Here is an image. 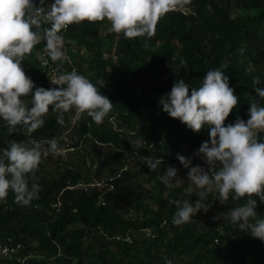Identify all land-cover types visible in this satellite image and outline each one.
Wrapping results in <instances>:
<instances>
[{"label": "trees", "instance_id": "trees-1", "mask_svg": "<svg viewBox=\"0 0 264 264\" xmlns=\"http://www.w3.org/2000/svg\"><path fill=\"white\" fill-rule=\"evenodd\" d=\"M191 2L194 5L191 13L170 11L162 16L151 38L129 39L123 33L111 31L107 36L110 44L105 50L101 48L99 27L107 19L83 21L63 31L66 39L79 43L92 55L86 62L78 51L70 49L71 44H67L78 73L93 83L102 80L104 85L98 87L114 105L100 124L82 115L72 130L71 145L77 148L87 139L113 150L103 155L94 177L73 168L44 177L38 175V168L35 177L29 176L30 185L33 180L40 185L39 198L31 202L34 208L29 213L19 209L11 191L6 200L0 201V237L10 236L26 244L23 256L32 252L47 253L45 259L30 257L24 264H165V259L183 264V255L191 257L185 264H264V241L253 237L250 231H241L230 221L222 225V235L197 215L189 223L175 225L172 222L175 205L169 201L179 199L183 189L171 191L164 198L166 186L158 178L168 166L181 163L178 154L187 157L196 153L202 142L209 140V135L206 128L194 132L179 119L170 117L160 104L154 107L150 101L153 95L163 96L170 92L178 79L199 87L207 71L221 69L229 77V86L240 97L226 124L234 123L238 117L246 121L250 115L249 102L253 99L264 105V99L258 97L254 89L264 87V11L246 19L232 18L230 0ZM238 2L246 9L263 5L259 0ZM36 3L39 6V0ZM51 3L52 0H46L45 6ZM145 40L148 47L144 46ZM44 48L42 40L26 56L23 67L37 87L52 88L35 57V51ZM105 52L114 53L117 62L104 58ZM84 64L95 72L84 70ZM249 65L253 71H246ZM139 72L142 75L138 86H126L125 79ZM255 77L260 78V84L254 83ZM25 100L30 104V98ZM73 115L74 110L65 113L64 123L60 124L58 113L50 107L45 125L31 135L20 126L10 134L6 122L0 120V149L8 147L12 140L34 139L46 144L57 137L59 130L69 128ZM111 118L119 119L118 127L112 124ZM137 130L145 135V144L138 147L134 146L136 134H132ZM259 139L264 140V132H260ZM142 155L152 156L161 163L155 170L147 165L140 170L155 181L158 194L153 198L158 208L144 220H138L125 217L122 208L140 202L139 195L132 197L138 187L139 173L123 169L125 162ZM117 162L120 172L110 170L109 179L102 180V171ZM82 181L87 187L76 188ZM254 198L258 204L257 218H264V202L259 197ZM246 199L230 197L224 205L234 208ZM59 201L58 211L52 206ZM76 225L83 228L73 229ZM147 229H151L153 238L142 239L138 233ZM201 230L205 233L199 234ZM94 232L113 239L118 252L111 247L100 248ZM2 264L19 263L6 260Z\"/></svg>", "mask_w": 264, "mask_h": 264}, {"label": "clouds", "instance_id": "clouds-1", "mask_svg": "<svg viewBox=\"0 0 264 264\" xmlns=\"http://www.w3.org/2000/svg\"><path fill=\"white\" fill-rule=\"evenodd\" d=\"M189 0H0V120L6 122L11 134L17 126L31 135L46 123L51 109L58 113V122L64 123L65 113L74 110L75 124L86 114L96 123L104 121L113 109V101L98 85L73 68L59 72L50 78L59 87H37L26 75L23 62L36 45L45 41L44 51L52 61L70 62L62 34L69 25L83 21L96 22L107 19L111 31L126 38L148 37L156 33L158 20L170 11L183 10ZM145 47L148 41L145 40ZM246 71H253L249 65ZM255 84L260 78L255 77ZM255 94L264 99V87H255ZM25 98H30V104ZM240 97L229 86V77L221 69L207 71L199 87H192L184 79H178L170 92L161 96L162 111L179 119L189 129L200 132L208 129L209 140L196 150L206 167L193 165L192 158L178 154L177 159L186 168L189 182L196 187L199 197L195 203L189 199H172L175 205L172 222L179 226L191 222L201 210L207 212L210 193L225 204L247 198L246 202L232 208L227 218L241 231H250L253 237L264 241V218H257V199L264 202V140L258 133L264 132V105L253 99L249 118H237L234 123H225ZM140 141H136L138 147ZM12 140L8 147L0 149V201L14 193L15 202L28 206L39 198L40 185L35 177L43 158L49 154L65 155L66 149L56 138L46 142ZM140 160L151 170L161 161L142 155ZM178 169L168 166L158 178L168 187H175ZM224 219L223 213L213 217ZM165 264H174L165 259Z\"/></svg>", "mask_w": 264, "mask_h": 264}, {"label": "rangeland", "instance_id": "rangeland-1", "mask_svg": "<svg viewBox=\"0 0 264 264\" xmlns=\"http://www.w3.org/2000/svg\"><path fill=\"white\" fill-rule=\"evenodd\" d=\"M231 1V15L232 18H248L253 17L256 15H259L264 11V0H259L263 2V5L259 8L255 9H246L242 8L240 6L241 3L238 2V0H230ZM181 11V10H176ZM194 11V5L192 4L191 0H189V4L181 11L183 13H191ZM111 33V23L110 21H106L105 24L99 27V36L102 39L101 45L102 49L105 50L109 46V40L107 39V36ZM64 35V33H62ZM65 38V37H64ZM66 44H71V50H75L79 52V55L83 56L85 61H90L92 58L91 53L85 48L79 45L77 42L69 41L65 38ZM66 50V49H65ZM44 55H47V53L44 51V49H40L35 51V57L40 60L41 57ZM104 58L106 59H112L113 63L117 62V56L114 55V53L105 52ZM80 61V60H79ZM27 67V66H26ZM29 67V65H28ZM41 67V65H40ZM84 70H88V72L93 73L95 72V69L92 67H89V65L84 64ZM142 73L139 72L136 76H132L130 78L125 79L126 86L133 88L138 86L139 79L141 77ZM162 95H153L150 98L151 103L154 107L159 105V100ZM112 124L118 127V118H111ZM140 121V119H139ZM76 124V123H75ZM72 122L69 124V128H63L59 130L58 135L56 139L58 140V143L66 149L65 155H52L49 154L46 158H43L41 161V164L39 166V176L44 177H52L56 175L57 172L63 171L66 168H73L80 170L84 174H87L91 177H94L96 174V166L103 160V155L107 152H110L113 150L108 145H103L101 143L84 139L80 142V145L77 148H73L71 145V133L75 126ZM134 135L133 139L136 141H140V145H144L145 135L140 131L137 130V133ZM258 133V138H259ZM44 144V143H43ZM44 146H47L44 144ZM187 157L192 158L193 165L200 164L201 166H205L204 161L201 156L196 155V153H192ZM120 163H114L110 165L107 169H104L101 174V179L104 181H107L110 177V170H112L114 173L120 172ZM146 166L145 163H143L140 160V156H136L135 158L128 160L125 162V168L123 170H131L132 172H138V180H137V188L132 197H135L136 195L140 196V202H133L132 206H126L124 205L122 208V212L125 217L138 219V220H144L148 216H150V213L154 210H157L158 205L156 203V200L153 198V196L158 194V190L155 187V181L151 179L147 174L140 173V170ZM175 166L178 169L177 174V180L175 183V187H168L166 186V189L164 191V198L168 196V194L171 191L183 189V193L180 196L179 199H189L191 202L195 203L199 197L195 193L196 187L195 185L191 184L189 182V178L187 176V169L183 167V165L175 164L170 165ZM206 167V166H205ZM167 170V169H166ZM102 184V183H101ZM101 184H98L100 186ZM87 184L85 181H82L79 185L76 186L78 189L86 188ZM132 192H130L132 194ZM131 198V195H130ZM129 201V199H128ZM207 202L210 205V208L207 212L201 210L199 213H197V216L200 220H203L206 222L209 227L217 230V233L223 234L222 225L228 221H230L227 218L228 212L232 209V207L225 206L224 204H221L218 199H216L215 193H210ZM19 209H21L24 213H29L33 210L34 206L28 205V206H22L19 204ZM223 213L224 219L220 220H214L213 217L216 215H219ZM74 228L82 229V225H76ZM205 231L201 230L199 231V234H204ZM97 238H99V247L100 248H107L111 247L112 250L118 252V247L114 244L113 239H110L106 236L100 237L101 233H95ZM140 237L143 238H153L152 237V231L151 229H147L144 231H141L138 233ZM129 241V238L127 239ZM26 245V244H25ZM31 257L38 258V259H45L47 257V253H38V252H32ZM183 264L185 262H189L191 260L190 256H182L181 257Z\"/></svg>", "mask_w": 264, "mask_h": 264}, {"label": "built area", "instance_id": "built-area-1", "mask_svg": "<svg viewBox=\"0 0 264 264\" xmlns=\"http://www.w3.org/2000/svg\"><path fill=\"white\" fill-rule=\"evenodd\" d=\"M64 47L66 49L68 57L70 58V62H64L61 68L57 69L58 64L52 61L50 57H48V55H44L39 60L41 68L44 70L46 74V78L51 87H59L58 85L52 84L50 81V78L56 75L58 71L59 72H69L73 68H75L78 71L77 66L74 64L69 54V48L67 47L66 43ZM52 207L56 208L59 211L61 208V202L59 201L58 203L53 204ZM24 250H25V245L23 242L16 241L14 238L10 236L3 237V238L0 237V264H2V261H6V260H16L17 263L24 264L25 261L31 257L30 255L29 256L21 255V253Z\"/></svg>", "mask_w": 264, "mask_h": 264}]
</instances>
